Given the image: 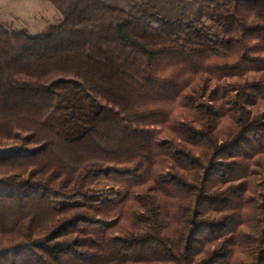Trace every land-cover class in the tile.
<instances>
[{"label": "trees", "instance_id": "obj_1", "mask_svg": "<svg viewBox=\"0 0 264 264\" xmlns=\"http://www.w3.org/2000/svg\"><path fill=\"white\" fill-rule=\"evenodd\" d=\"M0 24V264H264V0H48Z\"/></svg>", "mask_w": 264, "mask_h": 264}, {"label": "rangeland", "instance_id": "obj_2", "mask_svg": "<svg viewBox=\"0 0 264 264\" xmlns=\"http://www.w3.org/2000/svg\"><path fill=\"white\" fill-rule=\"evenodd\" d=\"M104 1L124 7L150 3L169 18L183 16L196 19L207 25L211 32L216 33L215 27L207 19L206 10L192 6L188 0ZM60 19V14L48 0H0V24L10 29H23L30 35H36L43 32L49 25L58 23Z\"/></svg>", "mask_w": 264, "mask_h": 264}]
</instances>
